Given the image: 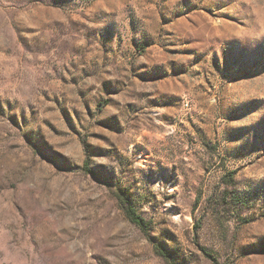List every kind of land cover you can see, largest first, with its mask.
I'll list each match as a JSON object with an SVG mask.
<instances>
[{
    "label": "rangeland",
    "instance_id": "1",
    "mask_svg": "<svg viewBox=\"0 0 264 264\" xmlns=\"http://www.w3.org/2000/svg\"><path fill=\"white\" fill-rule=\"evenodd\" d=\"M167 259L264 264V0H0V264Z\"/></svg>",
    "mask_w": 264,
    "mask_h": 264
},
{
    "label": "trees",
    "instance_id": "2",
    "mask_svg": "<svg viewBox=\"0 0 264 264\" xmlns=\"http://www.w3.org/2000/svg\"><path fill=\"white\" fill-rule=\"evenodd\" d=\"M123 202V210L126 214V216L132 221L134 224H136L140 229L147 232V221L146 219L135 209L133 205L128 203L125 199L122 198ZM205 254L211 258L213 261L217 262L215 257L209 253L208 251H205ZM167 264H175L172 259H167Z\"/></svg>",
    "mask_w": 264,
    "mask_h": 264
}]
</instances>
